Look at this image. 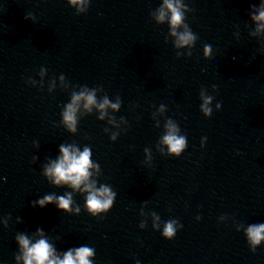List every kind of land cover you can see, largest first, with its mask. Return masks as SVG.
<instances>
[{
    "label": "clouds",
    "instance_id": "1",
    "mask_svg": "<svg viewBox=\"0 0 264 264\" xmlns=\"http://www.w3.org/2000/svg\"><path fill=\"white\" fill-rule=\"evenodd\" d=\"M71 7L76 9L77 14L87 11L89 0H67ZM255 7V6H253ZM191 11L183 0H162L159 8L153 12L152 18L157 24H164L167 22L169 26V35L174 37L173 44L176 49L179 48H192L195 45L197 36L191 31L189 25L185 23V12ZM30 16H26L25 19H29ZM251 19L256 23V32L264 31V0H261L259 9L256 14L251 16ZM256 33H252L255 35ZM212 48L210 45L204 46L205 57H210ZM183 53L177 52L179 58ZM190 56L191 51L186 53ZM46 69L41 68L39 74H46ZM61 81H65V77L61 75L59 77ZM53 86L55 80L52 81ZM102 91L100 88H92L84 86L80 88V91H73L71 93V102L67 103L64 110L61 113L62 122L67 128L68 132H77V112L81 102H83V108L87 112H91L95 107L100 111L98 119L103 120L106 115V109L111 108L113 111H119L121 107V100L117 97L116 103H111L107 95L102 100L98 101L96 92ZM200 99L203 103L200 105V111L205 117H209L212 114V108L209 107L213 101V97L206 95L203 90L200 92ZM217 109H220L221 105L217 103ZM165 106L160 105V110L164 111ZM111 140L117 139V134H113L110 137ZM161 144L167 148L168 156L179 157L181 153L187 147V138L180 134L179 126L171 119L165 124V134L162 136ZM60 155L55 159L49 161L43 168V176L47 178L54 186H68L72 189V192H66L64 195L57 196L54 193L43 196L33 202V206L44 208L49 204H55L59 210L67 213L79 214L81 209L76 206L73 209V192H79L85 196V209L93 217L99 216L103 213H107L113 206L116 198V193L110 186L101 184L96 186V181L91 180V169L100 171V167L97 163H93L91 157V149L87 146L83 151L72 145L61 144L59 147ZM149 149H145V153H148ZM36 158H33L35 162ZM156 221L160 220V217L153 213ZM141 228L145 227V223L140 224ZM159 223L153 224V229H159ZM180 227L176 220H170L164 223L162 236L166 239H172ZM238 231L240 229H237ZM37 236L40 238L35 242L29 239L25 234H19L15 237L16 243L19 245L20 255H17L15 259L17 261L23 260V264H93V257L95 256V250L89 246H79L75 248H69L62 254H58L54 246L49 243L48 239L44 236L42 228H37ZM244 235L247 239V243L250 246V250L255 252L256 248L264 242V223L249 224L244 228Z\"/></svg>",
    "mask_w": 264,
    "mask_h": 264
}]
</instances>
